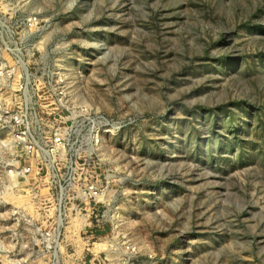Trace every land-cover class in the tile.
<instances>
[{
	"label": "rangeland",
	"instance_id": "rangeland-1",
	"mask_svg": "<svg viewBox=\"0 0 264 264\" xmlns=\"http://www.w3.org/2000/svg\"><path fill=\"white\" fill-rule=\"evenodd\" d=\"M33 16L34 57L66 79L56 120L110 123L86 176L102 198L54 215L0 93V264H52L60 223V264H264V0H0Z\"/></svg>",
	"mask_w": 264,
	"mask_h": 264
},
{
	"label": "built area",
	"instance_id": "built-area-1",
	"mask_svg": "<svg viewBox=\"0 0 264 264\" xmlns=\"http://www.w3.org/2000/svg\"><path fill=\"white\" fill-rule=\"evenodd\" d=\"M2 20L0 93L13 90L19 96L16 100L17 110L0 103L3 113L1 123L9 129L13 149L26 158L39 156L45 163L49 171L48 191L54 203V215L60 219L85 217L80 204L102 198L101 188L86 177L90 176L88 170L91 161L88 160L94 146H100L104 141L110 123L83 121L84 118L82 121H57L54 110L58 111L64 104L68 90L65 87L66 79L62 73L53 72L51 64L46 62V54L34 57L30 40L22 34L26 28L37 25L36 17L23 19L21 25ZM17 29L22 31L18 32ZM40 108L43 111H39ZM80 157L85 159L83 164L78 162ZM98 163L101 166L102 163ZM37 167L23 164L18 169L25 174L36 171ZM82 175L85 178H81ZM64 229L60 223L54 231L40 233L44 240L42 245L54 252L50 261L52 264L63 262L59 241ZM126 248L133 251L130 246Z\"/></svg>",
	"mask_w": 264,
	"mask_h": 264
}]
</instances>
